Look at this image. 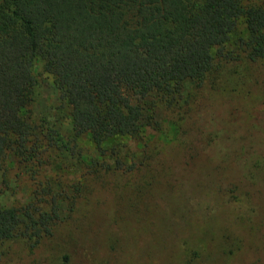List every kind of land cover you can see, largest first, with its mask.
<instances>
[{"label": "rangeland", "instance_id": "obj_1", "mask_svg": "<svg viewBox=\"0 0 264 264\" xmlns=\"http://www.w3.org/2000/svg\"><path fill=\"white\" fill-rule=\"evenodd\" d=\"M246 34L240 23L229 48ZM216 66L188 108L158 111L159 127L142 138L106 142L135 170L91 182L73 220L44 227L34 247L23 238L1 244L0 264H264V63ZM35 75L30 121L38 128L44 119L76 147L71 155L51 147L39 167L0 155V185L10 183L0 209L44 208L50 192L71 196L93 160L116 166L89 135L73 140L69 109L42 62ZM65 203L58 202L64 215Z\"/></svg>", "mask_w": 264, "mask_h": 264}, {"label": "trees", "instance_id": "obj_2", "mask_svg": "<svg viewBox=\"0 0 264 264\" xmlns=\"http://www.w3.org/2000/svg\"><path fill=\"white\" fill-rule=\"evenodd\" d=\"M240 23L247 34L229 48ZM240 59L264 63V0H0L1 157L12 153L39 167L51 147L74 153L75 143L60 130L44 119L37 128L27 114L42 62L50 88L69 109L73 140L89 135L99 156L116 164L93 160L82 181L70 186L71 196L66 189L63 198L64 190L50 192L44 208L0 209V245L23 238L34 247L44 227L72 221L91 182L137 168H125L118 145L109 151L107 141L156 130L158 111L188 108L217 64ZM9 189L3 179L0 198Z\"/></svg>", "mask_w": 264, "mask_h": 264}]
</instances>
